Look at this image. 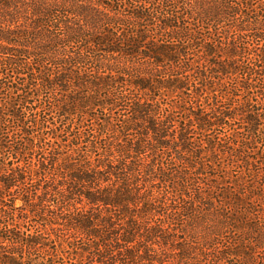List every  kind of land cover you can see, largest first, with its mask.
<instances>
[{
	"label": "trees",
	"instance_id": "obj_1",
	"mask_svg": "<svg viewBox=\"0 0 264 264\" xmlns=\"http://www.w3.org/2000/svg\"><path fill=\"white\" fill-rule=\"evenodd\" d=\"M255 3L0 0V264H25L33 251L65 264L56 243L69 235L50 231L52 203L82 235L75 248L92 244L99 264L113 239L126 245L122 264L158 263L153 244L181 264H264L254 199L264 195V6ZM217 83L226 94L206 111L201 91L213 97ZM234 120L243 136L212 135L209 162L199 161L202 177L233 185L212 197L218 185L202 190L190 172L201 155L192 129ZM221 156L225 165L213 162ZM141 241L145 257L129 247Z\"/></svg>",
	"mask_w": 264,
	"mask_h": 264
},
{
	"label": "rangeland",
	"instance_id": "obj_2",
	"mask_svg": "<svg viewBox=\"0 0 264 264\" xmlns=\"http://www.w3.org/2000/svg\"><path fill=\"white\" fill-rule=\"evenodd\" d=\"M249 1L251 3H255V2L261 1L262 3H259L260 7L261 6H264V0H249ZM255 4H257V3H255ZM213 89H214V91H213ZM213 89L212 88L211 89L209 88V90H211V93H212L213 97L212 96L206 97V94H207L206 91L207 90H204V89L201 91V94H200V100H202V105L204 106V109L206 111L209 110V106H214L215 105V103H214L215 102V96H214L215 94H218V95L226 94V92L222 90L223 88L221 86H219L218 83L213 85ZM226 90L229 91V92H232L233 89H231V87L229 86L228 88H226ZM4 92H7V91L4 90ZM40 97L43 100V102L41 101L42 104H44L45 107H46L48 105V100H50L49 99V94L47 92H44L43 91L41 93V96ZM212 98H213V103H212V101H210ZM170 99H171V97H169L167 101H169ZM172 100H174V98ZM217 100H220L221 106H222V104L224 102H225L224 104H226L227 102L228 103L231 102V101H226V100L221 102V99H219V98H217ZM179 111L180 110H178V112ZM95 112H97L98 114H100V112H98V111H95ZM175 114H176L175 118L176 119L179 118L180 113H175ZM49 117H51V116H49ZM237 126H240L239 120H234L233 126H231V125L228 126V125H225L224 124V125H221V126L216 127V129L211 128V129L205 130V131H201V130L195 129V128L192 129L193 132L191 133V136H192L191 139L193 140V143H192V147L191 148L193 150L197 151V152H200L201 155H200L199 158L197 157L196 162L193 163V168L190 169V172H193V174H194L193 177L199 182L198 183L199 185L197 187H201L202 190L205 189V186L207 184L211 185V187L213 185L214 186L215 185H218L217 188H215V187H212L211 188L212 191H210V193H211L212 197L213 196L214 197H217V193L219 192V191H217V189L218 188L220 189L221 187L223 188L224 184L227 185V186H230V187H232L233 185L229 182L230 180H228V179H226V181L222 179V182L223 183H220L219 182L220 180H217L216 181L211 176L207 179L205 177H202V175L200 173H198L199 170H200L199 169L200 168L199 161H202L203 163H208L209 161L207 159H210L209 154H208V152H209V149H208L209 148V144L206 141L212 135L227 133L229 131V127L233 128V130L236 128V134H237V136L238 137H242L243 136L242 130L241 129H237ZM113 153H114V158H119L120 157V154L118 152L113 151ZM213 162L216 163V164H219V165L221 163H222V165H225L226 162H227V158H226V156H221L220 158L214 159ZM205 171H207L208 174L213 173V170L211 168L205 169ZM238 171H239V168L234 166L229 171V174H235V172H238ZM56 182H59V184H61V182H63V181H60V178H58V181H49V183L52 186L55 185V188L57 186ZM247 185L248 186H251L252 183L251 182H248ZM239 192L240 193L247 194V197L246 198H248V199H246V202L250 204V201L249 200H250L251 194L249 192H246V191L241 192V190ZM202 196H204V195L202 194ZM182 198L186 202H189L191 200L193 201V199H191L190 197L188 198L187 196H183ZM254 199L256 200L255 203H257V204L262 203V207L261 208L264 210V195L262 196V200H261V198L260 199L254 198ZM197 201L198 200L195 199L193 203H196L197 204L196 205V208L199 209V208L202 207V204L201 203H197ZM183 203H184L183 201H180V204L181 205ZM17 204H19V202H17ZM176 205L180 206L178 203H176ZM171 206H172V208H170L168 211H170V212L172 211L173 212L174 205H172V203H171ZM49 209L52 210V211L51 212H48L47 215H46V217L49 220L52 219V218H55L54 220H57V222L59 223L58 224L59 227L57 228L56 231H54L52 229H50V231L52 233H54V232L57 233L58 229L60 230L61 228H63L62 230L64 231V233H68V235H69L68 238H64V243L63 242H59L58 245L56 243V246H60L59 247V250H61V254H62L61 255L59 253V256L61 255L62 258H63L62 259L61 257H59L58 260L59 261H63L64 260L65 264H99V261L97 262V257L94 254V252L96 251L95 248H94V246H92V244H90V245L88 244L87 245V248L88 249H85V250H79V249L75 248V245L76 244L79 245L82 242V235L77 234V233L69 232L71 230H68V229L64 228L65 227L64 226L65 220L63 218H60L59 215L56 214V212L58 211V209H57V207H55L53 205V203H52V205L49 206ZM82 209H84V208H82ZM162 211L163 210H161L158 213H156L157 217H161L162 216ZM192 212H193V214H196L195 220H198L199 219V216H197V212L196 211H192ZM262 213H264V212H262ZM258 215H260V214L259 213L255 214L254 215V218L252 220H255V218H257ZM202 217H204V214L202 215ZM96 222L97 221H95L94 223H96ZM176 222H174L172 226L174 228H176V227L179 228L180 225H179V223H176ZM186 223H188V221ZM111 224H112L111 226L114 227L112 230L118 232L119 229L121 227H123L122 226L123 225V220H114V223H111ZM48 225L49 224H47L46 226L50 228V226H48ZM54 226L55 225H53L51 228H53ZM62 230H61V232H62ZM169 232H171V231H169ZM112 234L115 235V233H112ZM52 237H53V235H52ZM146 244H147V242L145 243V242H142L141 241L140 243H132L129 247H131V249H132L131 251L132 252H134V253H138L139 252V254H141V257L142 256L145 257L147 255V251H146L145 248L143 249V246L146 245ZM137 245H141V247L138 246L140 248V251H138ZM125 246L126 245H123L121 242H117L116 239H113V241H111V247H110L111 250H110V253L107 254L106 257H104V260H103L104 263L103 264H122V262L126 259L125 258V254H124L125 253V251H124L125 250L124 249ZM152 248H155L156 253L159 254V261H158V263H156V262L155 263H151L150 261H146L144 259L142 260V259L134 258V257H132V261L128 260V262L129 263H132V264H181L179 262V260H178V256H177L176 252H174V250H171L169 248V246L165 245V246L161 247L163 249V250H161L158 245L153 244V247ZM161 252H163V253H161ZM29 256H30L29 258H31V259L30 260H26L27 263H25V264H31L32 262L35 263L37 261H40L41 264H50L49 262H51L48 259L46 260V258H48V255H47V252L46 251H44L43 253H41V252H34L33 251V254H30ZM205 264H207V262H205Z\"/></svg>",
	"mask_w": 264,
	"mask_h": 264
}]
</instances>
